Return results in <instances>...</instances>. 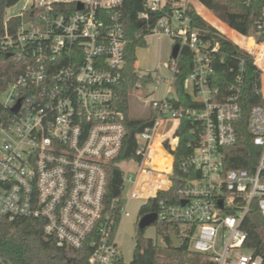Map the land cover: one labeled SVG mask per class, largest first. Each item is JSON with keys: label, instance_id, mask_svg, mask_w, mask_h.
<instances>
[{"label": "built area", "instance_id": "2783aa9c", "mask_svg": "<svg viewBox=\"0 0 264 264\" xmlns=\"http://www.w3.org/2000/svg\"><path fill=\"white\" fill-rule=\"evenodd\" d=\"M121 3L31 0L16 14L4 12L0 54L10 53L22 70L0 93L1 103L9 109L0 120V216L39 218L45 237L56 246L87 249L90 264H116L122 254L117 242L120 222L114 230V219L106 210L107 170L112 163L119 166L120 161L133 159L134 175L125 177L121 170L126 196L113 199L123 201L121 218L129 200L145 204L156 199V221L174 223L189 250L210 264H264L262 255L244 247L247 234L242 228L252 203L264 219V39H258L264 38V4L257 31L235 35L239 46L252 55L259 74L254 89L263 97L248 116L252 142L262 148L250 173L245 168L224 171L222 147L236 141L232 120L239 109L238 87L231 86L234 92L224 102L211 100V61L217 46L190 26L182 0H146L137 19L145 21L144 38L166 34L179 44V51L182 47L191 51L193 68L185 84H190V93L202 107L182 111L173 105L176 94L170 89L160 98L147 97L146 108L155 119L135 133L134 155L120 159L126 132L116 91L125 63ZM167 4L171 11L165 9ZM30 10V19L23 22ZM249 38L251 47L243 44ZM176 59L167 64L169 87L177 72ZM152 74L147 88H157L165 80L158 71ZM183 114L201 121L202 128L195 148L176 163L187 174H176L171 151L178 144L174 133ZM167 120L174 121L170 134L156 144V126ZM162 154L165 165L157 168L156 157Z\"/></svg>", "mask_w": 264, "mask_h": 264}, {"label": "trees", "instance_id": "16d2710c", "mask_svg": "<svg viewBox=\"0 0 264 264\" xmlns=\"http://www.w3.org/2000/svg\"><path fill=\"white\" fill-rule=\"evenodd\" d=\"M17 1L0 0V21L4 16L5 9ZM195 1L201 7H185L190 26L202 38L210 40L213 45L217 46V50L212 53L211 61L213 67V74L209 82L213 90L211 100L224 102L226 96L234 92L231 86L234 84L238 87L237 103L239 109L232 120L236 141L231 145L222 147L224 171L230 168H245L250 173H254L255 166L262 154V148L253 144L247 123L250 108L254 104L263 102L262 95L254 89L255 84H258L259 81L257 68L253 65L251 54L211 24L198 10L205 7L216 18L226 24L235 35L250 36L257 31L256 23L261 17L264 0H254L252 2L246 0ZM145 2L146 0H122L118 9L125 33V63L122 69L121 83L116 88L118 106L124 113L123 122L126 130L120 159L130 158L134 155L137 146L135 133L147 125H152L155 119V115L151 111L149 116L144 118H129L128 116L130 88L132 86L145 88L153 79L151 72L139 74L135 66L137 59L135 50L146 45L144 36L148 33L145 25L142 27L137 26L138 13L144 9ZM165 9L171 11L168 4L165 5ZM152 14L159 15L158 12ZM258 39L264 38L259 36ZM247 40L243 41L244 45H246ZM176 62L177 72L173 83L176 99L172 101L173 105L182 111L200 109L202 107L201 102L186 90L185 84L186 78L193 68L191 51L187 47H182ZM21 70L20 61L11 56L7 57L6 54H0V93ZM238 76H241L240 81L237 80ZM8 114L9 109L0 101V120ZM173 124L174 121L171 120L166 135L170 134ZM201 128V121H193L185 114L180 118L174 133L178 137V144L176 149L171 151L175 159L174 172L176 174H187L179 171L176 163L179 158L195 148L200 138ZM121 187V169L112 163L107 170L104 201L106 210L111 213L114 219V230L121 219L119 207L123 204V201L113 203V199L121 197ZM155 211L156 199L149 200L140 207L138 218ZM153 225L160 243L145 236L144 229H137L131 259L125 261L123 254H121L116 264H210L202 255H200V260H192L188 257L187 254L190 250L187 241L180 236L174 223L157 220ZM242 228L247 234L244 247L264 257V219L255 203L251 204L245 215ZM170 232H174L180 237L181 247L175 248L173 246ZM88 254L87 249L75 250L56 246L52 239L45 237L43 221L39 218L16 216L9 220L7 217L0 216V264H90Z\"/></svg>", "mask_w": 264, "mask_h": 264}, {"label": "rangeland", "instance_id": "374dc122", "mask_svg": "<svg viewBox=\"0 0 264 264\" xmlns=\"http://www.w3.org/2000/svg\"><path fill=\"white\" fill-rule=\"evenodd\" d=\"M31 0H18L15 4L6 8V15L10 16L19 12L25 4H30ZM181 2V0H179ZM189 7H201L195 0H187V5ZM198 12L202 14L207 20L210 19L209 16H205L206 11L199 9ZM218 19V18H217ZM223 32V31H222ZM231 38L238 40V37ZM146 45L143 47L136 48V62H137V71L139 74L146 72L155 73L156 69H159L160 73L165 75L167 78L160 82L157 88H154L152 85L148 88H142L141 86H132L129 90V101H128V116L129 118H144L149 116V110L146 108V103L144 100L150 97L161 96L165 90V84H169V73L167 70V62L171 53L173 46V40L170 36L166 34H150L145 37ZM10 87L7 88L2 94L1 98L3 99ZM186 90L191 92V86L187 82ZM152 91L153 94H152ZM152 95V96H151ZM171 120L159 122L156 126V132L158 135H164L170 125ZM120 169L124 173L125 177L130 174H135L137 172V161L133 159L122 160L118 163ZM127 193V186L124 187L122 191V197H125ZM126 204V200H125ZM143 205V200L141 199H131L127 202L123 216L121 218L118 233H117V242L119 248L123 254V257L126 261H129L132 257V251L134 248L136 235H137V221L138 213L140 207ZM144 234L147 237H150L154 240H157L160 243V239L156 236L155 227L153 224L144 228ZM188 257L192 260H200V254H197L190 250L188 252Z\"/></svg>", "mask_w": 264, "mask_h": 264}, {"label": "water", "instance_id": "95a60500", "mask_svg": "<svg viewBox=\"0 0 264 264\" xmlns=\"http://www.w3.org/2000/svg\"><path fill=\"white\" fill-rule=\"evenodd\" d=\"M32 13V10H30L24 17H23V22H26L27 20L30 19V15ZM153 18L151 17L148 22L152 23L153 22ZM145 21L144 20H138L137 21V26L138 27H142L144 25ZM179 44L175 43L172 46L171 49V57L172 58H177L178 54H179ZM6 56H10V53H7ZM19 104L17 103L14 107L11 108L12 112H16L18 109ZM182 203H184V201H182ZM219 206L222 207V200H219ZM156 221V214L155 213H150V214H145L143 216H141L138 221H137V228L138 229H144L145 227L153 224ZM170 239L173 243V246L175 248H179L182 246V242L180 241V239L177 237V235L174 232H170Z\"/></svg>", "mask_w": 264, "mask_h": 264}, {"label": "crops", "instance_id": "0c3cea01", "mask_svg": "<svg viewBox=\"0 0 264 264\" xmlns=\"http://www.w3.org/2000/svg\"><path fill=\"white\" fill-rule=\"evenodd\" d=\"M177 1H179V0H177ZM203 7V6H202ZM202 10L203 11H206V14H205V16H208V15H210L209 16V18L210 19H208V21L211 23V24H213L214 26H216L219 30H221V31H223V33L225 34V35H227V34H229V36H233V37H236L235 36V34H233L232 33V30L226 25V24H224L223 22H221L219 19H217L209 10H207L205 7H203L202 8ZM221 24V25H220ZM224 27H223V26ZM225 27H226V29H225ZM139 48V47H138ZM170 58H172L171 57V55L169 56V59ZM169 59H168V61H169ZM167 64H168V62H167ZM135 66H136V68H137V62L135 63ZM167 70H168V68H167ZM156 71H158L159 73H160V71H159V69H156ZM168 73H169V70H168ZM163 75V74H162ZM164 77H165V79L167 78L165 75H163ZM169 76H170V73H169ZM167 89H170L171 91H174V87L173 86H170L169 87V85L168 84H165V90L163 91V93L161 94V96H159V98L160 97H162L163 95H164V93L166 92V90ZM158 98V97H157ZM119 228V227H118ZM117 233H118V231H117ZM125 260V259H124ZM126 261V260H125Z\"/></svg>", "mask_w": 264, "mask_h": 264}, {"label": "bare ground", "instance_id": "6f19581e", "mask_svg": "<svg viewBox=\"0 0 264 264\" xmlns=\"http://www.w3.org/2000/svg\"><path fill=\"white\" fill-rule=\"evenodd\" d=\"M182 2L187 5V0H182ZM246 46L248 47H251L252 46V39L249 38L246 42ZM166 136V133L164 135H158L157 132H156V129H155V132H154V142L157 144L162 137ZM157 147V146H156ZM165 161H166V157L164 156H161V155H158L156 157V164H157V168H162L163 165H165ZM169 169V168H168Z\"/></svg>", "mask_w": 264, "mask_h": 264}]
</instances>
